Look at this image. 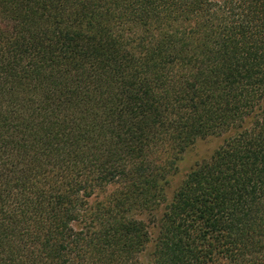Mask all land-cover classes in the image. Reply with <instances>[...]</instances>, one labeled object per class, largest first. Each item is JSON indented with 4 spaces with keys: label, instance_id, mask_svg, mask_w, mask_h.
<instances>
[{
    "label": "trees",
    "instance_id": "obj_1",
    "mask_svg": "<svg viewBox=\"0 0 264 264\" xmlns=\"http://www.w3.org/2000/svg\"><path fill=\"white\" fill-rule=\"evenodd\" d=\"M0 264H264V0H0Z\"/></svg>",
    "mask_w": 264,
    "mask_h": 264
},
{
    "label": "rangeland",
    "instance_id": "obj_2",
    "mask_svg": "<svg viewBox=\"0 0 264 264\" xmlns=\"http://www.w3.org/2000/svg\"><path fill=\"white\" fill-rule=\"evenodd\" d=\"M216 145L217 141L212 139L199 141L182 156L181 161L178 163V172L175 177L171 179V190L169 193L182 179L186 171L196 162L206 158ZM112 189L113 188L110 187L103 191H97L94 197L90 199L89 203H94V201L103 199L112 191Z\"/></svg>",
    "mask_w": 264,
    "mask_h": 264
}]
</instances>
